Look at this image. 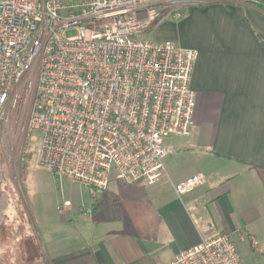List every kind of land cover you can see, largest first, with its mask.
Listing matches in <instances>:
<instances>
[{
	"label": "built area",
	"instance_id": "2783aa9c",
	"mask_svg": "<svg viewBox=\"0 0 264 264\" xmlns=\"http://www.w3.org/2000/svg\"><path fill=\"white\" fill-rule=\"evenodd\" d=\"M197 1L0 0V128L29 96L27 131L43 135L41 165L98 191L108 187L105 172L112 170L126 182L156 183L174 151L165 137L189 135L194 124L197 51L140 34L180 19L181 7ZM69 30L77 34L67 36ZM205 182L197 173L175 191ZM169 264L247 263L233 236L222 233Z\"/></svg>",
	"mask_w": 264,
	"mask_h": 264
},
{
	"label": "crops",
	"instance_id": "0c3cea01",
	"mask_svg": "<svg viewBox=\"0 0 264 264\" xmlns=\"http://www.w3.org/2000/svg\"><path fill=\"white\" fill-rule=\"evenodd\" d=\"M181 12L174 19L186 34L181 46L197 51L191 133L167 144L174 151L156 183L110 185L109 178L81 227L66 218L33 220L37 264H169L222 233L233 236L244 262L264 264V0H201ZM197 173L205 184L178 195L175 184ZM0 194L7 198L1 225L9 196Z\"/></svg>",
	"mask_w": 264,
	"mask_h": 264
},
{
	"label": "rangeland",
	"instance_id": "374dc122",
	"mask_svg": "<svg viewBox=\"0 0 264 264\" xmlns=\"http://www.w3.org/2000/svg\"><path fill=\"white\" fill-rule=\"evenodd\" d=\"M76 11L70 10L66 14ZM169 20L172 23L170 26L159 28L158 24L141 33L140 37L150 40L170 38L183 45L186 34L176 27L173 18ZM76 34V30L66 32L67 36ZM29 102L28 96L11 108L0 128V191H6L9 196L5 220L0 225V264H37V258H42L33 220L61 221L66 218L69 223L81 227L85 219L91 218V208L99 203L97 197L100 191L68 173L40 164L43 135L39 131H27ZM182 137L170 134L165 137V144ZM105 174L110 178V185L112 179L125 183L116 177L113 170ZM6 201L7 198L1 200L2 203ZM60 226L58 232L70 229V224Z\"/></svg>",
	"mask_w": 264,
	"mask_h": 264
}]
</instances>
